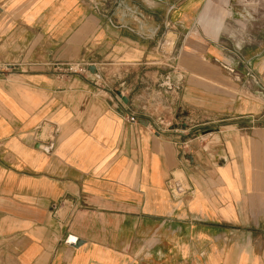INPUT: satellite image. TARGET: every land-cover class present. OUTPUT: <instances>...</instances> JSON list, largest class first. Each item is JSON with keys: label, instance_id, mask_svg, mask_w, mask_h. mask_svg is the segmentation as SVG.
Returning <instances> with one entry per match:
<instances>
[{"label": "crops", "instance_id": "obj_1", "mask_svg": "<svg viewBox=\"0 0 264 264\" xmlns=\"http://www.w3.org/2000/svg\"><path fill=\"white\" fill-rule=\"evenodd\" d=\"M203 1L0 0V264H264V60L206 139L157 131L101 73L152 65Z\"/></svg>", "mask_w": 264, "mask_h": 264}, {"label": "rangeland", "instance_id": "obj_2", "mask_svg": "<svg viewBox=\"0 0 264 264\" xmlns=\"http://www.w3.org/2000/svg\"><path fill=\"white\" fill-rule=\"evenodd\" d=\"M168 20L158 34L153 64L136 70L105 66L101 73L109 77L104 84L115 93L119 90V100L130 98L133 111L151 118L159 128H170L176 121L175 128L184 133V140L215 136L236 121V115L229 112L232 106L245 103L250 96L247 86L251 83L240 80L241 76L261 71L264 0H204L198 16ZM188 42L193 48L182 50ZM261 49L263 55H257ZM247 61L251 64L246 65ZM66 68L89 73L88 68L81 70L76 65ZM173 91L179 95L173 96ZM199 102H205L204 107L212 112L203 113ZM193 127L198 129L189 130Z\"/></svg>", "mask_w": 264, "mask_h": 264}, {"label": "built area", "instance_id": "obj_3", "mask_svg": "<svg viewBox=\"0 0 264 264\" xmlns=\"http://www.w3.org/2000/svg\"><path fill=\"white\" fill-rule=\"evenodd\" d=\"M68 66H72V65H68ZM76 66H80L81 70L87 68V65L85 63L76 64ZM127 118L133 120V116L131 114H128ZM155 126L157 131H161V128H159L157 124ZM168 185L170 187L171 192L175 196L183 195L186 192V187H184L179 180L175 179L174 176L168 180Z\"/></svg>", "mask_w": 264, "mask_h": 264}, {"label": "water", "instance_id": "obj_4", "mask_svg": "<svg viewBox=\"0 0 264 264\" xmlns=\"http://www.w3.org/2000/svg\"><path fill=\"white\" fill-rule=\"evenodd\" d=\"M88 70L93 73L95 71V67L94 66L88 67Z\"/></svg>", "mask_w": 264, "mask_h": 264}, {"label": "bare ground", "instance_id": "obj_5", "mask_svg": "<svg viewBox=\"0 0 264 264\" xmlns=\"http://www.w3.org/2000/svg\"><path fill=\"white\" fill-rule=\"evenodd\" d=\"M172 34V33H171ZM260 60V59H259ZM257 65V64H256ZM259 65V64H258ZM182 173V172H181ZM178 174V173H177ZM180 175V174H179ZM178 176V175H177Z\"/></svg>", "mask_w": 264, "mask_h": 264}]
</instances>
